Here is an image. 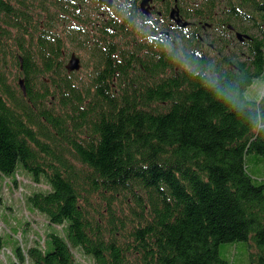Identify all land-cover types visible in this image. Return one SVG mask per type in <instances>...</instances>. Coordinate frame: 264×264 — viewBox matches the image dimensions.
Wrapping results in <instances>:
<instances>
[{
	"label": "trees",
	"instance_id": "16d2710c",
	"mask_svg": "<svg viewBox=\"0 0 264 264\" xmlns=\"http://www.w3.org/2000/svg\"><path fill=\"white\" fill-rule=\"evenodd\" d=\"M138 3L0 0V173L44 178L27 200L64 226L15 245L16 262L79 264L78 248L94 264H228L221 246L244 242L264 264V94H245L264 0H177L196 24L161 40ZM74 51L88 59L68 72Z\"/></svg>",
	"mask_w": 264,
	"mask_h": 264
},
{
	"label": "rangeland",
	"instance_id": "374dc122",
	"mask_svg": "<svg viewBox=\"0 0 264 264\" xmlns=\"http://www.w3.org/2000/svg\"><path fill=\"white\" fill-rule=\"evenodd\" d=\"M74 52L81 61L88 59L85 52ZM245 94L252 100L264 94V71L253 80ZM48 190L49 186L44 178L34 182L24 170L17 169L13 176L0 173V264H27L26 261L16 262L13 254L15 245L24 249L35 240L44 244L42 241L51 230L63 233V225L50 224L45 215L34 209L27 200L34 192ZM219 253L228 264H249L248 250L244 242L225 244L221 246ZM73 254L79 264H94L91 257L78 248L73 249Z\"/></svg>",
	"mask_w": 264,
	"mask_h": 264
},
{
	"label": "flooded vegetation",
	"instance_id": "af4514ba",
	"mask_svg": "<svg viewBox=\"0 0 264 264\" xmlns=\"http://www.w3.org/2000/svg\"><path fill=\"white\" fill-rule=\"evenodd\" d=\"M139 0V12L137 16H139V25L145 26L144 28L148 31L150 30L151 37L155 40H161L164 37H169L170 39L175 38V34L177 31L180 30V26L177 25L174 19L169 17V12L172 7H174L175 3H177V0H150L148 5H146L144 8L147 10V12H143V9L140 7ZM169 5V10L166 13V7ZM178 17L181 20H186L190 24L195 25L196 23L194 21H189L188 19H185L180 10L178 9ZM189 23L187 26H189ZM211 25L202 26L201 25V31L202 35H206V29L210 28ZM226 32L233 33L234 37H236V33H238L234 27H227ZM197 36L199 33H197ZM209 35V34H208ZM212 38L216 37L217 40H221L222 37H220L219 33H216L215 35H210ZM237 38V37H236ZM245 38L244 40H246ZM250 39V38H249ZM211 48H213L211 46Z\"/></svg>",
	"mask_w": 264,
	"mask_h": 264
},
{
	"label": "water",
	"instance_id": "95a60500",
	"mask_svg": "<svg viewBox=\"0 0 264 264\" xmlns=\"http://www.w3.org/2000/svg\"><path fill=\"white\" fill-rule=\"evenodd\" d=\"M98 1L107 7H110V5L112 4V0H98ZM149 1L150 0H141L140 2V7L143 9V12L145 13L147 12V10L144 7L148 5ZM169 17L174 19L177 25L180 27L186 26L188 24L186 20L183 21L178 17V9L176 7V4L174 5V7L171 8L169 12ZM236 37L238 40L242 41L245 37H247V35L238 32L236 33ZM80 66L81 64H80L79 57L74 52L70 53L64 65L65 69L68 72H70V71L78 70ZM18 82H19L22 92L25 94V86L23 84V79L19 78Z\"/></svg>",
	"mask_w": 264,
	"mask_h": 264
}]
</instances>
